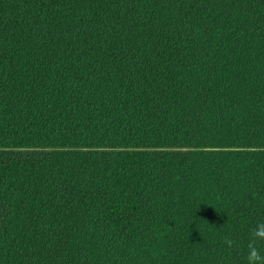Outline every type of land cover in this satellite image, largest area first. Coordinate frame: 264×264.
I'll return each instance as SVG.
<instances>
[{
    "label": "trees",
    "instance_id": "obj_1",
    "mask_svg": "<svg viewBox=\"0 0 264 264\" xmlns=\"http://www.w3.org/2000/svg\"><path fill=\"white\" fill-rule=\"evenodd\" d=\"M258 227L264 0H0V264H249Z\"/></svg>",
    "mask_w": 264,
    "mask_h": 264
},
{
    "label": "clouds",
    "instance_id": "obj_2",
    "mask_svg": "<svg viewBox=\"0 0 264 264\" xmlns=\"http://www.w3.org/2000/svg\"><path fill=\"white\" fill-rule=\"evenodd\" d=\"M257 237H264V227H258L254 233ZM229 244L231 240L227 241ZM247 259L249 264H259V262L264 261V257H262L255 247H249V251L247 254Z\"/></svg>",
    "mask_w": 264,
    "mask_h": 264
}]
</instances>
